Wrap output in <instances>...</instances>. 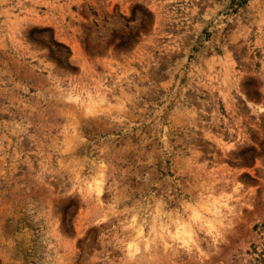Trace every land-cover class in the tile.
I'll return each mask as SVG.
<instances>
[{
  "label": "rangeland",
  "instance_id": "obj_1",
  "mask_svg": "<svg viewBox=\"0 0 264 264\" xmlns=\"http://www.w3.org/2000/svg\"><path fill=\"white\" fill-rule=\"evenodd\" d=\"M0 264H264V0H0Z\"/></svg>",
  "mask_w": 264,
  "mask_h": 264
}]
</instances>
